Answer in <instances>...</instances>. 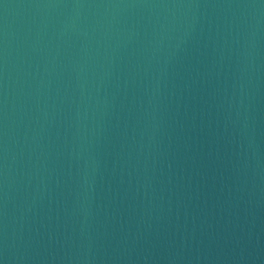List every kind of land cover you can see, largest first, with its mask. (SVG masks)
<instances>
[{
    "label": "water",
    "instance_id": "water-1",
    "mask_svg": "<svg viewBox=\"0 0 264 264\" xmlns=\"http://www.w3.org/2000/svg\"><path fill=\"white\" fill-rule=\"evenodd\" d=\"M2 264H264V0H0Z\"/></svg>",
    "mask_w": 264,
    "mask_h": 264
},
{
    "label": "snow or ice",
    "instance_id": "snow-or-ice-1",
    "mask_svg": "<svg viewBox=\"0 0 264 264\" xmlns=\"http://www.w3.org/2000/svg\"><path fill=\"white\" fill-rule=\"evenodd\" d=\"M0 264H2V261H0Z\"/></svg>",
    "mask_w": 264,
    "mask_h": 264
}]
</instances>
